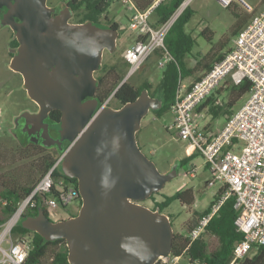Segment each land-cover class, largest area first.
<instances>
[{"label":"water","instance_id":"water-1","mask_svg":"<svg viewBox=\"0 0 264 264\" xmlns=\"http://www.w3.org/2000/svg\"><path fill=\"white\" fill-rule=\"evenodd\" d=\"M5 7L4 19L19 41L9 66L22 75L27 95L38 106L22 111L14 122L61 112L54 126L69 144L60 167L77 179L81 199L77 213L67 218L51 221L40 212L21 215L17 223L45 240L65 238L68 264H154L168 257L169 216L142 201L159 192L176 170L160 172L136 138L142 118L160 101L147 89L120 107H98L94 97V72L102 67L103 51H114L119 30L92 20L71 23L67 6L51 16L47 0H8ZM13 13L21 23L11 20Z\"/></svg>","mask_w":264,"mask_h":264},{"label":"built area","instance_id":"built-area-1","mask_svg":"<svg viewBox=\"0 0 264 264\" xmlns=\"http://www.w3.org/2000/svg\"><path fill=\"white\" fill-rule=\"evenodd\" d=\"M113 1L120 2L130 11L126 20L127 28L138 35L124 54L129 63L127 74L136 72L157 50L162 51L158 64L164 66L171 58L165 49V36L192 0H182L173 13L158 25H153L150 19L161 0H154L145 9H139L133 0ZM216 1L225 8L236 3L252 15L234 36L224 56L199 80L191 85L183 82V79L179 80L170 108L173 121L169 127L176 129L178 138L187 141L190 152L200 153L210 172L207 184L220 183V187H225V191L187 232L189 242L199 238L220 205L233 195L236 210L234 225L242 234L232 249L229 264H233L254 245H264V12L255 11L246 0ZM125 24L122 28L126 29ZM226 78L234 84L249 82L245 102L227 117L216 132L205 126L200 128L195 107ZM112 95L100 102L98 107L109 106ZM239 141L243 142L241 146ZM66 151L65 148L58 154L51 168L35 182L31 192L18 202L12 214L0 224V264H26L32 241L26 237L15 241L10 230L27 208L36 206V196L40 197L39 203L47 209L50 217L53 211L67 206L74 199L73 187L66 186L61 179L55 180L53 176L54 168L60 165ZM188 173L193 176L195 167ZM52 188L56 192L49 195ZM3 241L7 242V247L2 246ZM183 256L170 254L168 257H159L154 264H180ZM183 264H195V261L185 259Z\"/></svg>","mask_w":264,"mask_h":264},{"label":"trees","instance_id":"trees-1","mask_svg":"<svg viewBox=\"0 0 264 264\" xmlns=\"http://www.w3.org/2000/svg\"><path fill=\"white\" fill-rule=\"evenodd\" d=\"M110 1L111 0H70V6L74 11H77V14L81 7L84 9L80 21L92 20L97 22L104 19L107 24L117 28L121 34L122 29L119 28V22L105 15L110 5ZM133 1L139 9H145L154 0ZM181 1L182 0H161L155 7L153 13L156 23L165 21L179 6ZM229 9H231L237 17V21L233 26L234 29L231 30L232 35L235 36L239 29H241L249 21V15H252V13H249V15L240 12L236 13L234 8ZM192 15L193 9L189 6L186 7L166 34L164 40L165 49L170 54L171 58L167 61L165 66L162 67L161 78L155 89H151V85L148 81H144L138 87L128 83L127 79L122 82V79L129 67L128 61L125 65L121 63V61L118 63L110 61L106 62L104 66L96 72V78L98 80L96 94L98 100L102 102L113 93L112 98L116 100L117 107H120L123 103L134 100L140 94L142 89H147L149 94L154 97H156L154 92L159 90L160 98H157L160 101V107L151 111L155 115L160 116L164 111L170 110L175 99V93L179 80L186 79L191 85L193 82L199 80L203 74L207 72L212 65L216 61L220 60L228 51H225L223 47L227 44V42H229V38L222 37L220 39V44H213L207 52L203 54L201 52H197L196 55L192 53V49L197 42L193 35L185 30V26L191 19ZM209 31L210 30L208 28H204L200 33L210 35ZM209 37L212 38L211 35ZM124 54L125 53L122 54V59L125 60L126 58L124 57ZM190 60L194 61V64L191 66L188 65V61ZM221 89L222 86L215 88L205 99H203L195 107V113H201L206 110L214 118L219 115H223L224 118L226 117V120L227 117L233 113L230 109H227V105H231L236 98L249 92V82L244 81L241 84L232 83V90L230 91L229 101L226 106L223 100L219 99L216 95ZM60 116L61 112L58 109L52 110V117L59 119ZM8 138L7 141H3V143L5 149L11 154L8 156L4 150L3 152L1 150V162L5 164L15 161L23 162V158L29 150L34 151L36 154L35 161L30 162L28 165H20L17 169V171L20 170L17 172V175L20 176L19 178L14 177L11 179V174L7 172L8 179L5 180L2 179L0 174V211L3 215V218L0 219V224L12 214V212L16 209L18 202L31 192L35 182L39 180V178L47 172L49 168H51L59 154L57 153V155L52 156L49 153L39 150H33L27 147L23 148L21 145L16 146L15 143L14 146V144L10 143ZM67 145L68 141L64 146V149ZM20 154L24 155L20 156ZM196 155H200V153L192 151L189 156L181 159V165L186 164ZM11 156H14V159H12L13 161L11 160ZM5 167L6 166L4 165L1 166L2 169ZM53 176L55 177V180L61 179L65 184H67L66 186L69 185L73 187L75 190L74 199L79 200L80 205L81 199L77 191V179L75 177H68L61 169L60 165L54 168ZM224 191L225 187L218 188L214 195V199L209 204V207ZM55 192L56 190L52 188L49 195H54ZM150 197L154 199V193ZM173 200H180L186 205L191 204L194 201L192 189L189 187L180 188L172 195H165L160 201L155 200L153 209L158 207L160 212H162L163 209L169 206ZM36 201V206L27 208L23 215H37L40 212H44L49 220L54 221L49 216L47 209L39 203V196H36ZM65 207L66 206H62L61 208ZM209 207L203 211H194L193 217L185 223V229L187 232L195 224L197 218L202 213L206 212ZM76 213L77 211L71 212V215L69 216ZM235 216L236 210L234 209V197L233 195H230L220 205L217 213L206 226L205 231L196 240L190 243L187 234L184 235L173 230L171 254H183L185 259L193 260L195 261V264H229L232 259L233 246L242 238V234L237 231L234 225ZM60 219L62 218L60 217ZM10 235L15 241L25 237L31 239L33 246L27 257L26 264H68V250L65 238L59 237L54 240H45L32 228L20 223H15L12 226ZM208 237L216 238L217 244L213 247H209ZM180 264H183V262ZM233 264H264V245H254L243 258L235 261Z\"/></svg>","mask_w":264,"mask_h":264},{"label":"rangeland","instance_id":"rangeland-1","mask_svg":"<svg viewBox=\"0 0 264 264\" xmlns=\"http://www.w3.org/2000/svg\"><path fill=\"white\" fill-rule=\"evenodd\" d=\"M58 1V0H47ZM65 1V0H64ZM111 0L108 10L105 15L114 20L126 22L127 17L130 15V11L122 6L120 2ZM249 2L255 11L264 12V0H246ZM233 6V7H232ZM231 7H222L216 0H192L189 7L193 9V15L189 22L185 26L186 31H190L193 37L196 39V44L192 49V53L195 55L197 52H207L213 44H220L222 37L229 38V42L224 46L226 47L233 41L234 35L231 30L234 29V24L237 21L236 15L229 8H234L236 13H246L242 7L234 3ZM84 9L81 7L78 10L79 18L82 17ZM251 15V14H250ZM249 15V18H250ZM103 17V16H102ZM248 18V20H249ZM99 23H106L103 20ZM126 29H122L121 34H118L116 47L114 51L110 52L104 50L102 54V60L106 62L115 61L118 63L121 61L124 65L127 60L122 59V54L134 41V31L127 28V22L125 24ZM208 27L210 29V35L201 34L203 28ZM9 31L7 28L0 29V128L8 129L14 122V117L20 114L24 110L33 111L36 109V103L27 95L23 87L22 75L10 68L9 60ZM162 55V51L157 50L153 52L143 63V65L133 74L126 77L127 82L138 87L144 81H148L151 85V89H155L160 81L162 74V67L159 66L158 60ZM125 57V56H124ZM191 62H194L193 60ZM102 63V62H101ZM125 71V70H124ZM128 73V70L126 74ZM125 74V76H126ZM124 76V77H125ZM125 79V80H126ZM185 82V81H183ZM222 89L217 92V97L225 103L229 101L230 91L232 90V83L227 80V83H223ZM156 97L160 98V91L154 92ZM247 94H243L241 97L236 98L231 105H227V109L232 112L238 110V108L245 102ZM108 105L111 107H117L116 100L111 97ZM199 127L207 126L212 131L219 130L225 121L223 115L213 117L206 110L201 113H195ZM172 112L171 110L164 111L160 116L155 115L152 111H149L141 121V127L136 133L137 143L141 151L154 162L157 169L164 173L172 170H176V176L167 181L163 188L154 193V199L151 201L144 200L142 203L150 208H153L154 201H160L165 195H172L176 190L180 188H191L194 196V201L186 205L180 200H173L169 206L163 209V213L170 215L173 230L186 235L185 223L193 217L194 211H203L209 207L210 202L214 199V195L220 183L215 185H208L207 180L210 177L208 167L204 163V159L201 155L194 156L189 162L181 165V159L189 156L191 152L187 148V141L177 137L176 129L169 127L172 124ZM1 130V129H0ZM1 133V131H0ZM0 134V154L1 150L9 156L11 153L5 149L3 141H7L9 135L2 132ZM10 143L17 142L15 138L10 139ZM15 142H14V141ZM239 146L243 144L239 141ZM16 144V143H15ZM14 144V146H15ZM18 146V145H16ZM21 152V151H20ZM22 153V152H21ZM24 153V151H23ZM34 151H28L24 156L23 162H11L3 163L0 161L1 166H6L0 169L2 179L7 180V172L11 174V179L14 177H20L17 175V169L20 165H28L30 162L35 161ZM24 154H20L22 156ZM57 155V154H55ZM14 156H11V160ZM13 161V160H12ZM195 167V173L191 177L188 171ZM79 200L73 199L65 208H57L52 212L51 217L54 220L66 218L71 212H76L79 208ZM3 215L0 211V219ZM2 224V223H1ZM209 247H213L217 244V240L214 237H208ZM7 242L3 241L2 246L7 247ZM181 262H185L183 256Z\"/></svg>","mask_w":264,"mask_h":264},{"label":"flooded vegetation","instance_id":"flooded-vegetation-1","mask_svg":"<svg viewBox=\"0 0 264 264\" xmlns=\"http://www.w3.org/2000/svg\"><path fill=\"white\" fill-rule=\"evenodd\" d=\"M7 2L8 0H0V29L7 28L9 31L8 47H9V60H11L13 56V52L11 50L18 47L19 41L10 23L4 19V17L6 16L5 6L7 5ZM47 5L53 9L51 12V16H56L60 14L61 8L63 6L71 7L70 0L47 1ZM9 17L15 23L22 22V19L17 14L13 13ZM80 20L81 18H79L77 11H74L72 8V17L69 19V22L71 23L84 22ZM124 29L125 28H123V30ZM101 62L103 67L106 61L102 60ZM96 72L97 71L94 72L95 77H96ZM97 86H98V80H97ZM96 92L94 94V97L97 98ZM87 98L88 97H86L85 99ZM37 109L38 106L36 104V109L33 111H37ZM59 119H55L54 117H52V110L48 113V115L45 118H43V120H34L26 117H21L17 119L16 122H13L11 127H9L8 129L0 128L1 129L0 134H3L2 132L6 134L8 133L7 135H9L10 139L15 138L17 142H15L14 140L13 141L16 143V145H21L23 148L27 147L29 149L39 150L42 152L49 153L52 156H55V154L60 153L59 151H62L64 149V146L67 144V139L62 138L60 131L54 126V124L58 122ZM45 124H48L47 129H45L44 127ZM147 200L152 201L153 198L150 197Z\"/></svg>","mask_w":264,"mask_h":264},{"label":"crops","instance_id":"crops-1","mask_svg":"<svg viewBox=\"0 0 264 264\" xmlns=\"http://www.w3.org/2000/svg\"><path fill=\"white\" fill-rule=\"evenodd\" d=\"M150 21H151V23L153 24V25H158L159 23H156V20H155V17H154V15H152L151 16V19H150ZM117 22H119V24H120V29H123L122 28V26L125 24V23H123V22H121V21H118L117 20ZM206 28H208V27H206ZM204 29V28H203ZM202 29V30H203ZM209 29V28H208ZM210 30V29H209ZM188 32V31H187ZM190 32V31H189ZM191 33V32H190ZM192 34V33H191ZM138 37V35L134 32V41L136 40V38ZM231 45H232V42H230L226 47H223L224 48V50L226 51V50H228L230 47H231ZM203 54V53H202ZM189 63H188V65H193L194 64V62H191V60L190 61H188ZM143 65V64H142ZM227 80H230L229 78H226V80H223L222 82H221V84L219 85V86H221L223 83H227ZM183 81H185V83L186 84H189V82L186 80V79H183ZM230 82H231V80H230ZM150 83H152V82H150ZM232 83V82H231ZM218 86V87H219ZM247 96H248V93H247ZM206 165V164H205ZM206 167H208L207 165H206ZM192 177V176H191Z\"/></svg>","mask_w":264,"mask_h":264},{"label":"clouds","instance_id":"clouds-1","mask_svg":"<svg viewBox=\"0 0 264 264\" xmlns=\"http://www.w3.org/2000/svg\"><path fill=\"white\" fill-rule=\"evenodd\" d=\"M127 76H128V74H127ZM113 94V93H112ZM68 146V145H67Z\"/></svg>","mask_w":264,"mask_h":264}]
</instances>
